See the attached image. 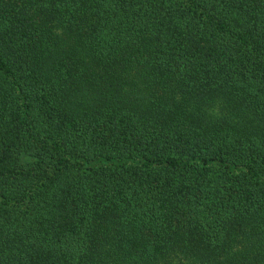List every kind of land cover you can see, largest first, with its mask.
I'll list each match as a JSON object with an SVG mask.
<instances>
[{"label":"trees","instance_id":"16d2710c","mask_svg":"<svg viewBox=\"0 0 264 264\" xmlns=\"http://www.w3.org/2000/svg\"><path fill=\"white\" fill-rule=\"evenodd\" d=\"M0 264H264V0H0Z\"/></svg>","mask_w":264,"mask_h":264}]
</instances>
